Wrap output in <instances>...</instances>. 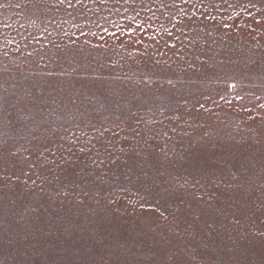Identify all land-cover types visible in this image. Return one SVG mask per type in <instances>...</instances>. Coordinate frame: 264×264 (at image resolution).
Segmentation results:
<instances>
[{"label": "rangeland", "instance_id": "obj_1", "mask_svg": "<svg viewBox=\"0 0 264 264\" xmlns=\"http://www.w3.org/2000/svg\"><path fill=\"white\" fill-rule=\"evenodd\" d=\"M0 264H264V0H0Z\"/></svg>", "mask_w": 264, "mask_h": 264}]
</instances>
